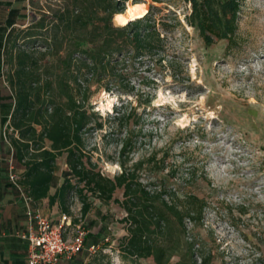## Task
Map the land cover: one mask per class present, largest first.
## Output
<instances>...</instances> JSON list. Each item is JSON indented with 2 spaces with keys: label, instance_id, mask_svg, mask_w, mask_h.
Instances as JSON below:
<instances>
[{
  "label": "rangeland",
  "instance_id": "374dc122",
  "mask_svg": "<svg viewBox=\"0 0 264 264\" xmlns=\"http://www.w3.org/2000/svg\"><path fill=\"white\" fill-rule=\"evenodd\" d=\"M160 1L155 5L163 13L176 12L183 28L166 37L159 56H121L119 80L110 92L91 85L96 128L85 136V153L106 177L120 174L121 162L127 167L143 162L135 178L148 190H176L205 201L200 224L186 221L185 228L170 230L184 264H264V0H244L233 48L227 41L206 46L187 26L190 5L183 0ZM139 2L148 10L153 4ZM28 15L30 23V10ZM113 25L120 27L114 19ZM6 50L8 76L9 44ZM116 111L125 115L120 122L114 121ZM125 139L130 148L121 156ZM59 165L58 176L67 169L65 156ZM114 199L123 200L122 189ZM91 203V212L81 218L74 198L70 215L89 231L86 247L102 248L95 254L85 249L69 263L156 264L152 257L131 260L121 252L129 232L120 204L97 198ZM98 231L100 239L93 241ZM107 236L115 244H103Z\"/></svg>",
  "mask_w": 264,
  "mask_h": 264
},
{
  "label": "trees",
  "instance_id": "16d2710c",
  "mask_svg": "<svg viewBox=\"0 0 264 264\" xmlns=\"http://www.w3.org/2000/svg\"><path fill=\"white\" fill-rule=\"evenodd\" d=\"M183 1L190 5L187 26L198 32L206 46L218 41H227L228 48L236 45L244 0ZM127 2L28 0L25 10H30L32 19L9 31L4 48L5 56L9 44L6 81L14 98L9 142L15 173L19 172V182L32 201L47 199L62 214H71L74 198L81 204V218L91 212L92 198L120 204L129 232L120 245L125 257H152L156 264H169L179 256L176 264H184L178 239L170 230L173 225L185 228L186 221L200 224L205 201L176 190H148L135 178L143 162L132 167L121 162V173L106 177L84 150L85 136L96 128L91 123V85L110 92L119 80L121 56L135 60L159 56L166 37L183 28L176 12L165 8L168 12L163 13L155 5L160 0H153L143 18L115 27L113 19L124 13ZM116 113L114 121L120 122L125 115ZM129 148L125 139L121 156ZM63 156L67 169L58 176ZM118 189L123 190L122 201L114 199Z\"/></svg>",
  "mask_w": 264,
  "mask_h": 264
},
{
  "label": "crops",
  "instance_id": "0c3cea01",
  "mask_svg": "<svg viewBox=\"0 0 264 264\" xmlns=\"http://www.w3.org/2000/svg\"><path fill=\"white\" fill-rule=\"evenodd\" d=\"M26 7L28 0H0V264H25L28 252V241L18 236V233L27 231L26 205L19 190L9 181V165L12 162L15 166L14 150L9 142V121L14 98L6 81L4 56L9 31L13 27L29 24L26 22L29 18V9L25 10ZM54 192L53 188L51 194ZM35 207L54 221H58L62 214L58 205L50 206L47 199L35 202ZM99 236L100 231L91 239L99 240ZM80 264H85V261Z\"/></svg>",
  "mask_w": 264,
  "mask_h": 264
},
{
  "label": "built area",
  "instance_id": "2783aa9c",
  "mask_svg": "<svg viewBox=\"0 0 264 264\" xmlns=\"http://www.w3.org/2000/svg\"><path fill=\"white\" fill-rule=\"evenodd\" d=\"M9 171V181L19 190L26 205L27 231L18 233L20 238L28 241L25 264H64L73 260L85 249L89 254L101 250L100 244L86 247L89 231L85 229L81 219L77 220L71 215L61 214L59 220L54 221L44 216L20 184L12 162ZM74 220H77L76 223ZM67 233L71 234L67 237ZM104 243L115 244V241L107 236L103 240Z\"/></svg>",
  "mask_w": 264,
  "mask_h": 264
},
{
  "label": "bare ground",
  "instance_id": "6f19581e",
  "mask_svg": "<svg viewBox=\"0 0 264 264\" xmlns=\"http://www.w3.org/2000/svg\"><path fill=\"white\" fill-rule=\"evenodd\" d=\"M126 9V8H125ZM148 12V8L144 4L128 5L123 14L117 16L114 22L117 26H126L131 21L143 18Z\"/></svg>",
  "mask_w": 264,
  "mask_h": 264
}]
</instances>
